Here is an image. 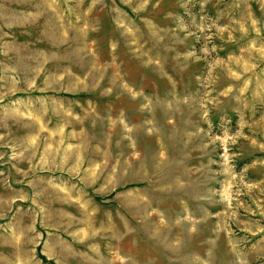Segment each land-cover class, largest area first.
<instances>
[{"label":"rangeland","instance_id":"1","mask_svg":"<svg viewBox=\"0 0 264 264\" xmlns=\"http://www.w3.org/2000/svg\"><path fill=\"white\" fill-rule=\"evenodd\" d=\"M0 264H264V0H0Z\"/></svg>","mask_w":264,"mask_h":264}]
</instances>
